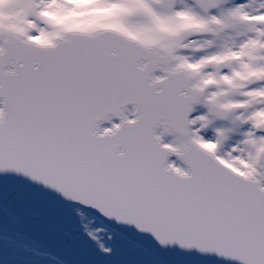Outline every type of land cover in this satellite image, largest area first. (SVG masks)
<instances>
[{"label":"snow or ice","instance_id":"snow-or-ice-1","mask_svg":"<svg viewBox=\"0 0 264 264\" xmlns=\"http://www.w3.org/2000/svg\"><path fill=\"white\" fill-rule=\"evenodd\" d=\"M0 264H264V0H0Z\"/></svg>","mask_w":264,"mask_h":264}]
</instances>
